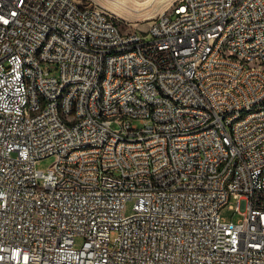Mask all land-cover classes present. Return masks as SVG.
Listing matches in <instances>:
<instances>
[{"label":"built area","instance_id":"2783aa9c","mask_svg":"<svg viewBox=\"0 0 264 264\" xmlns=\"http://www.w3.org/2000/svg\"><path fill=\"white\" fill-rule=\"evenodd\" d=\"M255 63L264 0H178L130 32L83 0H0V264H264Z\"/></svg>","mask_w":264,"mask_h":264},{"label":"rangeland","instance_id":"374dc122","mask_svg":"<svg viewBox=\"0 0 264 264\" xmlns=\"http://www.w3.org/2000/svg\"><path fill=\"white\" fill-rule=\"evenodd\" d=\"M84 3H93L104 11H106L118 24L123 32L136 30H145L151 22L164 11L169 9L175 0H83ZM48 70V67H45ZM50 71L55 70L50 67ZM137 123V122H136ZM119 125V124H118ZM117 123L113 126L119 128ZM137 125L140 126L139 123ZM56 161L54 156L41 160L36 168L38 170L47 171ZM134 202L130 201L127 204L126 213H133ZM235 201H232L221 211V217L227 221L237 223L242 219L235 208ZM233 206V209H230ZM82 239H77V245L82 244Z\"/></svg>","mask_w":264,"mask_h":264},{"label":"bare ground","instance_id":"6f19581e","mask_svg":"<svg viewBox=\"0 0 264 264\" xmlns=\"http://www.w3.org/2000/svg\"><path fill=\"white\" fill-rule=\"evenodd\" d=\"M70 1H79V0H70ZM174 2H178V0H175ZM255 70L264 71V63H255ZM97 110H104V103H97ZM57 119L75 120V113H64V109H57ZM115 122L119 125H128V116L124 114H115ZM234 165H235V156H228L227 166H234ZM152 193H159V186H152Z\"/></svg>","mask_w":264,"mask_h":264}]
</instances>
